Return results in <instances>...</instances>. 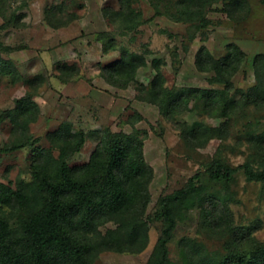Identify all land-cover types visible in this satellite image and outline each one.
I'll return each instance as SVG.
<instances>
[{
  "label": "rangeland",
  "instance_id": "374dc122",
  "mask_svg": "<svg viewBox=\"0 0 264 264\" xmlns=\"http://www.w3.org/2000/svg\"><path fill=\"white\" fill-rule=\"evenodd\" d=\"M167 1L160 4V9L167 5L172 10L174 0ZM228 1L206 8L210 23L195 27L156 14L150 0H136L141 22L136 29L122 31L104 13L105 7L117 9L118 0H0V58L9 65L8 70L0 72V182L15 186L18 177L29 180L32 146H51L48 133L62 123H69L73 132L83 131L85 135L80 150L67 158L70 165L88 160L105 127L113 131H147L144 156L154 170L145 211L151 216L147 243L138 252L101 251L94 264H146L162 226V221L153 217L159 196L182 187L196 172H201L200 180L206 183V166L211 159L219 158L231 166L249 161L255 168L260 167L258 144L264 143V105L243 104L240 96L257 83L253 57L264 53V0H239V5ZM100 31L111 32L115 46L104 50L105 40L97 38ZM230 42L246 52L232 77L230 98L238 105L230 114L213 115L200 100L191 98L187 109L168 119L155 103L136 97L138 82L148 85L158 70L164 85L170 87H221L209 81L212 71L198 69L195 54L205 44L216 57L221 56ZM122 45L147 61L137 68L136 81L125 87L109 83L102 75L104 67L119 58ZM155 59L159 60L158 68ZM63 63L74 67L68 70L75 72L67 76L61 73ZM32 77L38 78L31 82ZM27 94L39 107L28 129L34 144L3 151L1 147L17 134L8 111L15 107L16 99ZM136 111L142 117L131 125L128 119H134ZM199 125L220 126L223 130L203 144L188 140L182 128ZM209 191L208 210L225 203L232 223L249 228L256 240L264 242L262 182L248 180L239 169L227 187L218 181ZM20 214L21 210L8 206L0 208V217H7L13 226ZM207 223L199 207L188 208L178 218L168 243L173 261L183 262L189 247L212 258L225 253L227 235ZM108 226L114 223L107 222L100 228Z\"/></svg>",
  "mask_w": 264,
  "mask_h": 264
},
{
  "label": "trees",
  "instance_id": "16d2710c",
  "mask_svg": "<svg viewBox=\"0 0 264 264\" xmlns=\"http://www.w3.org/2000/svg\"><path fill=\"white\" fill-rule=\"evenodd\" d=\"M118 1L117 9L105 7V16L122 31L136 29L142 15L135 6L136 0ZM150 1L156 14L204 27L210 23L206 8L222 0H174L172 10L167 5L160 9L161 3L168 4L167 0ZM229 1L241 4L239 0ZM202 37L206 39V35ZM97 38L105 40L104 50L115 46L114 36L109 31L98 32ZM245 57L246 52L235 42L228 43L226 53L218 57L202 44L195 54V64L200 70L212 71L209 81L222 84L221 87H170L164 85V77L158 70L148 85L138 82L136 97L155 103L168 119L187 109L191 98L200 100L211 114L226 116L238 105L230 98L234 88L232 77ZM146 63L145 56L122 45L119 58L106 65L102 75L109 83L125 87L130 81H136L137 68ZM154 63L158 68L159 60L155 59ZM253 64L257 83L242 92L240 101L262 106L264 53L255 54ZM68 68L74 67L61 64V73L75 72ZM8 69V63L0 58V72ZM36 78L30 81L35 82ZM38 111V104L29 94L16 99L15 107L8 114L17 134L1 150L11 151L34 144L28 129ZM135 114L134 119H128L131 125L142 117L138 111ZM222 130L220 126L205 125L182 128L188 140H198L200 144L221 134ZM201 132L205 133L204 137ZM146 136L145 129L125 132L105 127L88 160L75 165H70L67 158L80 150L85 135L83 131L73 132L69 123H62L48 133L51 146L33 145L31 178L18 177L15 186L0 182V208L8 206L22 211L14 226L7 217H0V264H94L101 251L138 252L143 249L148 240L151 216L145 215V211L154 174L144 156ZM258 149L260 167L255 168L249 161L231 166L213 158L206 166L209 176L206 183L200 180L201 172H196L182 187L159 196L153 217L160 219L162 226L146 264H264V242L256 240L249 228L234 225L225 203L214 210L206 206L212 184L219 181L227 187L239 169L248 180L264 184V143L258 144ZM190 207H199L207 225L227 235L226 250L221 257L204 256L189 247L183 262L170 258L168 243L173 238L177 220ZM107 222H113L114 226L102 230L100 226Z\"/></svg>",
  "mask_w": 264,
  "mask_h": 264
}]
</instances>
